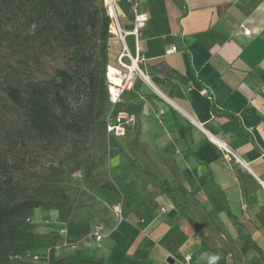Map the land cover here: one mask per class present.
<instances>
[{
	"label": "crops",
	"instance_id": "obj_1",
	"mask_svg": "<svg viewBox=\"0 0 264 264\" xmlns=\"http://www.w3.org/2000/svg\"><path fill=\"white\" fill-rule=\"evenodd\" d=\"M117 1L126 7L121 26L131 30V5ZM140 8L148 15L142 68L163 96L137 77L116 107L134 114L135 125L116 139L135 145L136 178L125 184L139 187L146 206L122 205L118 220L119 193L101 221L35 208L27 251L39 259L13 264H84L75 252L114 264H173L168 257L186 253L196 264H263L264 0H141Z\"/></svg>",
	"mask_w": 264,
	"mask_h": 264
},
{
	"label": "trees",
	"instance_id": "obj_2",
	"mask_svg": "<svg viewBox=\"0 0 264 264\" xmlns=\"http://www.w3.org/2000/svg\"><path fill=\"white\" fill-rule=\"evenodd\" d=\"M95 2L0 0V43L9 40L13 31L19 38L23 31L30 30L42 44L57 42L69 54L68 67L56 69L54 77L49 81L28 80L5 88L7 100L22 112L29 132L48 143L55 141L63 132L83 134L101 117L105 102L110 105L106 67L111 65L108 42L113 36L110 32L112 20L105 8H99ZM92 40H99V61H93L90 54L89 45ZM84 66L85 79L82 84L87 101L83 107L73 110L66 102L65 95L76 86L78 72ZM106 123L105 119V129ZM178 128L181 135H184V128ZM95 185L120 193L123 197L122 205L126 208L132 204L146 206L128 188L124 193L110 181ZM160 187L170 193L166 182L162 181ZM16 188L17 181L10 165L0 155V264H13L10 254L27 250L28 244L34 241V233L27 229L26 224L35 208L65 209L70 221L84 220L72 216L69 207L61 201L46 202L30 194L19 197ZM188 220L201 237L202 245L206 246L200 225L191 218ZM252 244L258 248L254 241ZM74 255L84 264H114L79 252ZM262 259L264 264L263 256Z\"/></svg>",
	"mask_w": 264,
	"mask_h": 264
},
{
	"label": "rangeland",
	"instance_id": "obj_3",
	"mask_svg": "<svg viewBox=\"0 0 264 264\" xmlns=\"http://www.w3.org/2000/svg\"><path fill=\"white\" fill-rule=\"evenodd\" d=\"M95 4L105 8L110 16L106 0H96ZM124 4L117 0L115 3L122 26L124 17L119 14V8L126 10ZM110 32L113 36L108 42V57L111 65L118 66L123 44L114 31ZM127 42L132 48L131 36L127 37ZM89 51L93 61H99V40H92ZM68 56L57 42L42 44L30 30L23 31L19 38L13 31L9 40L0 43V155L9 163L17 181V196L30 194L46 202L61 201L69 207L72 216L101 221L106 215L99 213L107 210L113 195L119 193L96 183L110 181L124 193L128 188L133 196L138 194L134 188H139L125 184L136 178L131 162L134 143L127 146L121 138H112L106 132L104 121L112 110L111 105L105 102L101 117L83 134L63 132L55 141L48 143L29 132L22 112L6 98L5 88L10 84L52 79L56 69L68 67ZM84 68L78 72L79 79L74 89L65 95L73 110L83 107L87 101L82 84ZM151 78L155 82L153 76ZM139 163L144 165L139 158L134 163L136 168ZM58 211L65 213V209ZM209 241L215 244L212 239Z\"/></svg>",
	"mask_w": 264,
	"mask_h": 264
},
{
	"label": "built area",
	"instance_id": "obj_4",
	"mask_svg": "<svg viewBox=\"0 0 264 264\" xmlns=\"http://www.w3.org/2000/svg\"><path fill=\"white\" fill-rule=\"evenodd\" d=\"M108 11L112 20L110 25V31H114L117 34L123 44V52L119 56L118 66L115 67V77L119 79L118 82L111 79L109 76V69L107 70V92L109 103L112 107L111 112L107 116L106 132L112 138L126 136L128 130L135 125L136 117L134 114L124 110L117 109V105L122 102L123 96L126 92L133 90L134 83L137 77L149 79L148 75L142 68V64L145 63L146 57L142 53V47L140 45V37L143 30L146 28L148 15L140 8L141 0H127L131 5V11L133 13V26L131 30H125L120 24L119 15L115 8V0H106ZM245 34H250L251 30L245 26H242ZM133 36L134 43L131 48L127 42V37ZM177 50V46L173 45L167 50L168 53H173ZM129 59V62L126 61ZM109 68V66H108ZM150 80V79H149ZM157 93L161 96L163 94L157 89L154 83L146 81ZM202 94H208V90L203 88ZM166 100V99H165ZM167 101V100H166ZM163 112V109H161ZM113 212L118 220L122 219V203L112 207ZM164 210V208H162ZM97 240L101 238L99 233H95ZM65 245L76 247L75 243L66 242ZM11 261H26L27 259H39V255L30 251H23L20 253H13L9 256ZM173 264H196L193 256L190 253H186L183 259H175Z\"/></svg>",
	"mask_w": 264,
	"mask_h": 264
},
{
	"label": "bare ground",
	"instance_id": "obj_5",
	"mask_svg": "<svg viewBox=\"0 0 264 264\" xmlns=\"http://www.w3.org/2000/svg\"><path fill=\"white\" fill-rule=\"evenodd\" d=\"M108 69H109V76H110V78L113 79V80H115L116 82H118L119 79H117L115 77V67L113 65H109V68ZM145 80L148 81V82H150V80L147 79V78H145Z\"/></svg>",
	"mask_w": 264,
	"mask_h": 264
},
{
	"label": "water",
	"instance_id": "obj_6",
	"mask_svg": "<svg viewBox=\"0 0 264 264\" xmlns=\"http://www.w3.org/2000/svg\"><path fill=\"white\" fill-rule=\"evenodd\" d=\"M167 262H169V263H173L174 260H173L171 257H168V258H167Z\"/></svg>",
	"mask_w": 264,
	"mask_h": 264
}]
</instances>
